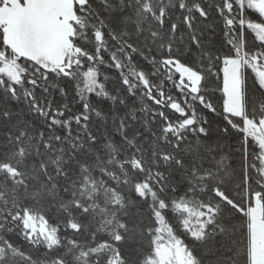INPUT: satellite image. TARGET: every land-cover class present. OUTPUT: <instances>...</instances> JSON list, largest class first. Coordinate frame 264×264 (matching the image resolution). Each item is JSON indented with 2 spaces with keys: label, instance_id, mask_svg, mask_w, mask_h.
Instances as JSON below:
<instances>
[{
  "label": "snow or ice",
  "instance_id": "snow-or-ice-1",
  "mask_svg": "<svg viewBox=\"0 0 264 264\" xmlns=\"http://www.w3.org/2000/svg\"><path fill=\"white\" fill-rule=\"evenodd\" d=\"M0 264H264V0H0Z\"/></svg>",
  "mask_w": 264,
  "mask_h": 264
}]
</instances>
